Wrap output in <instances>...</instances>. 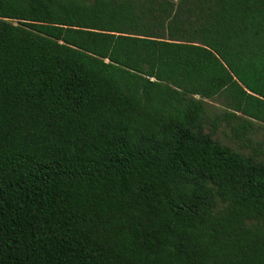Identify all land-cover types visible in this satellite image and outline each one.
<instances>
[{
	"label": "trees",
	"instance_id": "16d2710c",
	"mask_svg": "<svg viewBox=\"0 0 264 264\" xmlns=\"http://www.w3.org/2000/svg\"><path fill=\"white\" fill-rule=\"evenodd\" d=\"M255 123L264 0H0V264H264Z\"/></svg>",
	"mask_w": 264,
	"mask_h": 264
},
{
	"label": "rangeland",
	"instance_id": "374dc122",
	"mask_svg": "<svg viewBox=\"0 0 264 264\" xmlns=\"http://www.w3.org/2000/svg\"><path fill=\"white\" fill-rule=\"evenodd\" d=\"M206 110L210 117H214L216 114H220L224 111L222 103L219 99L206 102ZM249 138L251 143H244L243 141L234 140L231 137L230 130L221 124L219 129L214 135V139L221 145L230 147L233 151L250 156L253 154V150L261 146L263 155L259 156L260 159L264 160V124L255 123L254 130L250 133Z\"/></svg>",
	"mask_w": 264,
	"mask_h": 264
}]
</instances>
